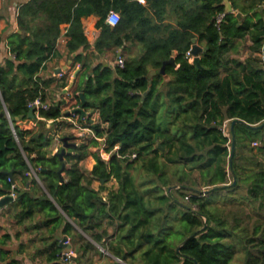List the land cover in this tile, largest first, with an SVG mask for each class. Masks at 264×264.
<instances>
[{
    "label": "trees",
    "instance_id": "obj_1",
    "mask_svg": "<svg viewBox=\"0 0 264 264\" xmlns=\"http://www.w3.org/2000/svg\"><path fill=\"white\" fill-rule=\"evenodd\" d=\"M238 1L229 0L233 11L249 14L241 24L234 12L225 11L224 0H28L20 5L18 31L7 37L14 60L0 65V196L15 193L11 206L21 219L46 210L52 234L67 217L100 243L107 232L94 233L99 221L117 220L107 250L126 264H230L239 249L242 264H264V229L263 238L256 240L258 226L249 235L236 220L229 225L216 203L220 190L246 186L248 197L264 207V165L249 168L238 162L245 147L264 141V126L251 129L235 124L233 153L230 128L234 119L251 125L264 121V60L259 55L264 21L258 18L248 26V18L264 0H242L241 6ZM174 8L176 25L163 23ZM110 11L119 15L115 26L106 22ZM221 12L226 16L218 29L215 18ZM91 15L97 18L93 43L83 28V19ZM62 34L68 55L87 53L73 59L81 66V80L70 91V100L40 111V117L52 120L45 130V121L34 126L25 121L27 104L38 96L46 99L44 87L53 80L38 73L48 60L59 57ZM246 35L253 55L230 58L236 40ZM194 38L204 46L200 65L188 55ZM117 50L127 52L122 67L98 63L92 68L97 56ZM171 57L175 65L166 64L161 72ZM152 70L156 74L150 76ZM67 78L60 79L61 87L68 85ZM75 108L90 112L74 114L93 132L88 133L89 141L75 137L78 130L73 125L59 122ZM22 115L20 127L16 118ZM62 126L69 129L59 140L62 144L67 138L64 161L70 165L61 181L62 162L57 153L51 155L49 146ZM99 139L109 153L107 160L89 151ZM88 155L95 163L87 175L78 163ZM12 169L14 180L21 177V187L13 186L4 173ZM31 169L49 195L43 194L44 199L26 190ZM232 172L234 187L227 184ZM112 179L118 187L103 200L100 191ZM93 181L100 183L98 190L91 187ZM218 186L224 187L214 189ZM72 231L66 222L63 232ZM53 244L48 261L62 264L61 248L56 240ZM84 245L86 249L79 246L77 252L92 248L88 241Z\"/></svg>",
    "mask_w": 264,
    "mask_h": 264
},
{
    "label": "crops",
    "instance_id": "obj_2",
    "mask_svg": "<svg viewBox=\"0 0 264 264\" xmlns=\"http://www.w3.org/2000/svg\"><path fill=\"white\" fill-rule=\"evenodd\" d=\"M27 1L28 0H0V35L2 37V41L0 43V65L4 66L7 61L14 60V56L9 53L7 48V37L11 33L18 31L16 23L17 10L20 5L26 3ZM140 1L144 3V0ZM238 2L240 6L243 4L242 0H239ZM239 12L240 11L236 10L234 13L236 14ZM240 14L241 18L239 19V22L241 24L245 21V18L249 14ZM250 16L251 17L248 18L249 27H252L258 18H262L264 21V1L257 5L256 14ZM177 17L178 15L174 8L172 14L167 13V15H165L163 23L175 26ZM96 21L97 18L93 15L83 19L84 32L90 43H93L98 33L95 28ZM194 39L196 40V44L204 49V46L199 43L196 38ZM66 40V36L62 34L57 43V50L60 54L59 57L48 60L45 63V67L38 73V76L45 80H53L44 87V95L46 99L43 102L47 103L48 105L56 104L64 100L66 101L67 98V100H70L72 95L70 91L75 88L81 80V74H77V76L74 77L76 71H78V73L80 72L81 66L74 63L73 59L77 54H82L85 57L87 52L78 51L68 55L65 47ZM250 45L251 40L248 35L242 39H237L235 48L229 53V57L239 58L240 60L250 57L253 55L251 54V50L249 48ZM117 51L119 52L120 50ZM110 54H113L115 57V53L112 51H109L105 56H99V59L96 57L93 61L94 63L92 64V68L98 63H102L101 61L113 67L116 58L109 60L108 56ZM259 55L264 60V44L261 54ZM192 59L193 56L191 55V62ZM66 76L68 77V85L63 88L59 85V82L61 81L60 79L63 77L66 78ZM86 113L88 116L90 112ZM42 119L45 121L46 127H49V125L52 123V120H45L44 118ZM25 121H27V123L30 125H33L32 120L26 119ZM59 122L62 124H71L73 125V128L77 130H79V127L83 128L84 130H81L82 135L84 132L93 135V132L87 128L84 123L79 122L74 116H69L68 112L65 113V116L60 118ZM21 124L23 123H18L19 126ZM20 127H22V125ZM54 140L49 146V150H53V153L56 151V141ZM101 152L103 153V151ZM103 157H105L104 154ZM107 157L109 158V156ZM89 159L91 162H87V169L91 170L95 160L92 155H89ZM62 176L66 177L65 173H62ZM28 178L29 181L26 185V190H28L32 196L44 199L43 194L48 195V193L44 189L43 182L38 178V176L35 178L28 175ZM32 180H35L36 183H33ZM93 182L96 183V181ZM94 183L91 184V187L95 190H98L99 186L96 187ZM15 185L18 187L22 186L21 177L19 175L15 180ZM117 187V183L116 185L112 183L110 185L106 184L104 189L100 191V195L102 196L103 200H106L108 193L110 191L116 190ZM14 200H16V198ZM13 202L8 203L3 208H0V264H11L13 260H17L18 264L24 261L28 264H52V262L48 261V256L54 247L53 242L55 240L58 242V246L61 248V252L59 253V258L61 261L60 254L66 250V247L63 248L60 245V238L63 237H67L70 240V248L74 251V256L66 263L61 261L62 264H126L121 259L113 256L107 250V247L114 239L112 236L116 233V225L118 224L117 220H108V218L105 217L99 221L101 222V226L99 228H95L94 233L102 234L103 231H106L107 235H104L101 242L97 243L88 234L84 233L72 219L67 217H65L66 221H63L56 229L55 234H52L53 224H47L48 218L45 214L46 210L36 211L33 218L21 219L18 216V211H14L12 209L11 205ZM66 222H68L74 230L72 231L73 233L68 235L63 232ZM86 241L92 244V248L87 249L84 254L82 250L77 252L78 247L80 246L83 248ZM84 249L86 248L84 247Z\"/></svg>",
    "mask_w": 264,
    "mask_h": 264
},
{
    "label": "rangeland",
    "instance_id": "obj_3",
    "mask_svg": "<svg viewBox=\"0 0 264 264\" xmlns=\"http://www.w3.org/2000/svg\"><path fill=\"white\" fill-rule=\"evenodd\" d=\"M136 48H133V52L135 53ZM116 53L115 52V57L113 56V54H110L108 56L109 60H113L114 58H116ZM122 57L123 59H126L127 57V52L122 51ZM225 133L227 136H229L228 133V129L230 127V122L226 121L225 122ZM51 124L49 125V127H46L45 125V130L46 129H50L51 128ZM88 128V127H87ZM35 131L37 130V128H34ZM12 130V128H11ZM65 130H69L68 128H64V126H62V129H60L58 131V133L54 134V140L56 141V151L55 153H57L58 149L62 148V144L60 143L59 140V135H62L61 133L64 132ZM244 131V133H247L249 136L253 137V138H258L259 140L263 139V136L259 133H251V132H247L245 129H242ZM13 134V133H12ZM84 136L83 139H85L86 141H89L91 137L87 132H84V134L82 135ZM86 137V138H85ZM82 139V140H83ZM99 145L96 147H89V151H93V152H99L101 155V151H103L102 156L104 154L105 158L107 157V154L109 155L108 152H106L105 150V146H104V140L103 139H99ZM53 142V141H52ZM51 142V143H52ZM82 141H76V144H80ZM101 148V150H100ZM49 152L51 153V155H54L55 153H53V150H49ZM49 153V155H50ZM101 156V157H102ZM87 162H91V160L89 159V155L84 158L83 160H81L78 165L79 168L82 169V171L85 174H89V171L87 169ZM239 163L242 164V166H246L249 168L255 167L256 163H262L264 165V141H254L252 142V144L248 147H245L242 152H240V159L238 160ZM70 164L66 165V167H68ZM133 173V171H132ZM137 173V172H136ZM134 173V174H136ZM94 182H92L93 184ZM114 184L116 185L117 182H115V180H110L107 182V185L110 184ZM233 183V178L229 177L228 180V185H232ZM99 182L96 181V183H94V185H96V187L99 186ZM233 187L235 185H232ZM202 191H206L207 188H201ZM229 191H232L231 194H229ZM220 193L217 196V205L219 206L221 212H223L224 216L226 217V220L229 221V225L233 224L236 220V222L240 223V227L245 229L249 235L252 234L253 229L258 226L259 227V231L256 237V240H260L262 239V232L264 229V207L261 206L260 201H252L247 194V187L246 186H240L238 188H235L233 190H220ZM256 248L253 250V252H256ZM242 260H243V251L241 249H239V252L236 253L233 261L230 264H242Z\"/></svg>",
    "mask_w": 264,
    "mask_h": 264
},
{
    "label": "water",
    "instance_id": "obj_4",
    "mask_svg": "<svg viewBox=\"0 0 264 264\" xmlns=\"http://www.w3.org/2000/svg\"><path fill=\"white\" fill-rule=\"evenodd\" d=\"M224 3H225V11L226 12H229V13L234 12L233 11V7H232L231 3L229 2V0H224ZM236 15H237V17L239 19L241 18V14L240 13H236ZM192 42H193V45H192L191 51L189 52L190 55L193 56L192 63L193 64H196V65H200V56L204 52V49L201 48L199 45L196 44V40L195 39H193ZM97 59H99V56H97ZM101 62L103 63L104 66H109L105 62H103V61H101ZM166 64H173V65H175L174 57H171L170 59H168L167 61H165L163 63V66L161 68V72L164 71V67H165ZM77 74H78V71L75 72L74 77L77 76ZM154 74H156V71L155 70H152L150 72V76H152ZM80 96L83 97V94L80 93ZM71 113L72 114H80L82 116L87 115V113L82 108H75L71 112H68V115H70ZM23 118H24V116L22 115V116L16 118V120L21 123V121H22ZM26 119L27 120H34L35 119L34 108H30L28 110V113L26 114ZM43 121H44L43 119H38L37 120L38 123H42ZM237 123L243 124L246 127L251 128V129L262 128L264 126V121L261 124H259V125H251V124L246 123L243 120L234 119L231 122V127H230L231 128V131H232V148H231L232 153H233L234 147H235V135L233 133V129H234L235 124H237ZM68 147H69V143H67V138H62V148H61V150L59 152H57V155L59 157V160L62 162L61 168L58 171V175L60 176L61 181H62V172L66 168V163L64 161V155L66 154V149ZM230 163H231V158H230ZM13 172L14 171L12 169L10 171H5L4 173L8 176L9 181H11L12 185H15V180L13 179ZM232 174H233V183H232V185H234L236 183V176H235L234 172H232ZM225 186H228V185H225ZM223 187L224 186H218V187H215L214 189H220V188H223ZM169 190H171V188ZM14 199L15 198L13 196H11V195L3 196L2 198H0V208H3L8 203H11V202L15 201ZM205 223H206V221H205ZM58 239H59V237H58ZM66 240H67V237L60 238V245L63 248L66 247V249H67L68 247L64 244V242Z\"/></svg>",
    "mask_w": 264,
    "mask_h": 264
},
{
    "label": "built area",
    "instance_id": "obj_5",
    "mask_svg": "<svg viewBox=\"0 0 264 264\" xmlns=\"http://www.w3.org/2000/svg\"><path fill=\"white\" fill-rule=\"evenodd\" d=\"M225 16H226V13L225 12H221L219 14H217L216 18H215V26L220 29V26L222 25V23L224 22L225 20ZM119 21V15L118 13L114 12V11H110L109 14L107 15V18H106V22L108 25L110 26H115ZM188 55H190V53L188 52ZM123 63H124V59L122 57V54L121 52L119 51L116 55V60H115V63H114V66H120L122 67L123 66ZM27 107H28V110L30 108H34V114H35V119L32 120L33 122V126L37 123V120L38 119H42V117H40V111L42 110H47L49 105L45 102L42 101V99L38 96L36 97L33 101H30L28 104H27ZM72 111V110H71ZM69 111V112H71ZM69 116H74V114H70ZM81 130H84L83 128L79 127V130H78V133L76 134V137H82V131ZM12 133H13V136L16 140H18L17 138V135H16V132L14 131L13 127H12ZM107 156H109L107 154ZM102 159H108V157H103L102 156ZM28 175L30 176H33L35 178H37V175L35 173L34 170H30V172L28 173ZM14 186V185H13ZM9 195L13 196L14 198H16V195L14 192L10 193ZM3 196H0V198H2ZM64 244L68 247L65 251H63L60 256H61V261L63 263H66L68 261H70L72 259V257L74 256V251L70 248V240L67 238V240L64 242ZM20 264H28L27 262H21Z\"/></svg>",
    "mask_w": 264,
    "mask_h": 264
}]
</instances>
